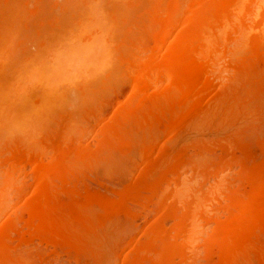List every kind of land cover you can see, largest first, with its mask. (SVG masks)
Returning a JSON list of instances; mask_svg holds the SVG:
<instances>
[{
    "label": "bare ground",
    "instance_id": "1",
    "mask_svg": "<svg viewBox=\"0 0 264 264\" xmlns=\"http://www.w3.org/2000/svg\"><path fill=\"white\" fill-rule=\"evenodd\" d=\"M88 2L90 3L89 0ZM91 2H94V0H91ZM99 2L100 5L101 0ZM184 2L185 0H158L152 5V8L150 6V10L148 9L150 12H148L150 15L149 27L147 28L148 24L146 26L143 25L145 27H143L145 29L143 31L145 33L148 30L147 33L150 37L146 35L149 38H146V41L148 40L146 46L151 49L150 58H147V61L145 59L143 65L140 64L142 66L139 68L140 71H138L139 73L134 80V92L122 102L120 111L118 110V113L112 116V119H108L101 127L103 140L101 142L99 140L101 144L99 142V144L96 143L100 145L98 148L89 151L88 147L77 148V145L72 144L74 141L71 144H64L59 140L53 139V142L56 141L54 144L58 146L59 152H57V156L49 161L47 160V162H43L41 157L40 159L34 156L32 148L31 152L18 148L19 146L15 149L11 148V151L12 149L13 151L9 156L14 161L12 162L13 166H16L14 164H17V162L23 164L35 163L32 169L37 179L35 190L38 197L31 201L28 207L27 204L25 206V209L29 210V214L26 215L27 218L24 219L26 225L33 227L36 235L45 238L49 243H53L56 246L55 248L59 246L65 248L64 250L67 254L76 257L77 260H82L80 256L83 254L82 251L86 245L85 239L75 240V237L69 233L74 224L86 230L91 229V232L95 231V227H99L100 225L104 226L103 228L100 226L101 229H104L107 225L109 227L111 225L109 223L111 222H103V220L114 218L115 221L117 217L114 215L120 216L118 213L121 214L122 212L126 215H132L134 213L131 212L129 205L134 202L143 201L144 206L152 205L153 208L152 206L151 208L158 211L157 223L155 224L154 222V227L151 226L153 231L151 235L146 231L145 236L148 234L147 238L144 236L146 240H143V242L142 239H139L141 242L135 241V243L140 242V244H136L135 246L131 245L134 243L130 244L133 250L130 248L129 251L131 253L127 254L126 258L124 257L122 264H166L169 261L172 264H176V259L182 263L184 261L187 262L189 259V252L187 251V247L189 246L187 245L193 243V237L197 233L196 218L200 216L206 217L203 207L205 208V204H210V202L216 200L214 194L217 192L210 190L209 193L202 194L201 197L193 196L190 192L191 195L183 200L179 193L186 186V182L181 180V172L186 171L185 169L188 168L192 173V178L195 179V176L201 175L205 180L209 176L213 177L215 174L218 176V172H222L225 167L228 166L229 168L231 164H236L240 167L237 174L239 186H235L237 189H234L228 195V203L226 202L225 205L227 214L224 220L218 222V224L220 223V227L217 229L216 234L205 244L207 245L205 250L206 261H203L204 264H264V239L263 241L260 239L264 234V0H187V2ZM88 6L89 4H87ZM97 8L99 10V6ZM88 11L86 10L85 12L87 14L91 13ZM85 12L83 15L86 16ZM144 12L143 10L142 13ZM96 16L98 17L99 15L96 14ZM83 19L80 20L81 24H83L81 21H88L86 18ZM90 21L94 22V20ZM179 21H183L184 26L181 30L179 29L180 32L177 36L173 40L171 38V41H169V36ZM94 23L93 25H95ZM77 25L79 26V24ZM89 25L87 23V25L85 24L86 27L84 26L83 28L86 29ZM7 28H4L7 29L6 33L3 29L4 33L1 31L0 34V42L3 41V44L11 43L13 36L9 26ZM89 29L86 30L90 32ZM98 29L92 33L94 36H100L101 30L99 32ZM12 31L15 32V30ZM87 31L85 32L87 33ZM74 36H78L77 33ZM45 39H41L40 43L42 46L47 43ZM50 40L52 39L50 38ZM89 40L84 39V41H81L80 45L82 47L77 45V43L69 44V46L67 44L64 45L62 43L63 40L58 44V46L62 44L59 48H57V45V47H54L55 45L52 46L54 48L50 56L51 68L54 70L58 69L60 73L66 74L75 63L74 67L76 66L77 68L84 66L85 57L87 62L90 56L87 58V55L94 50L91 46L93 44ZM99 44L104 45L101 42ZM248 44L250 45L255 63H249L246 58L240 59L242 56H239V53ZM2 46H0V51L1 49L4 50L7 45L1 48ZM93 46L96 45L94 44ZM4 52L6 51L4 50ZM236 56H239L237 57L239 60L234 65V71L239 72L241 75L238 82H235V86H232L234 88L229 86L230 84L225 87V102L218 104L220 102H217V95L219 93L211 98L207 96V98L205 95L206 91L213 85V81L219 77L220 67L218 68V65L223 62L225 63L229 58L236 60ZM79 58L80 60H78ZM3 60L1 61L0 59L1 62ZM74 67L72 66L71 68ZM1 74L3 73L1 72ZM236 76L238 75L236 74ZM33 79H35L34 75ZM154 79L165 80L166 87H162L161 90L160 88L157 89L160 91L157 94L154 92L155 94L151 95L150 92L148 94L147 89H149L148 87ZM35 82L40 84V77H37ZM14 86H20V84ZM218 107L219 109L217 110ZM243 119L245 122L242 121ZM200 125H205V128L208 127V129L209 126L218 128L222 131L207 133L203 130L201 133L197 131L199 133L197 136L193 135L191 129L193 127L196 130L197 128L200 129L201 127H198ZM169 127H178L179 132L182 133H180L181 136H175L177 138L172 136L173 140L177 141L174 142V146H164L157 154L156 151L155 154L152 153L155 155V157H152L150 148L154 145L150 146V143H148L150 137L146 135V132L154 135L156 132L160 133L162 129L165 130L164 128ZM134 130L142 131L141 137L136 135L133 132ZM132 132L135 134L133 135ZM189 134L191 137H189ZM186 141L189 143H186ZM188 146L194 148L197 153L213 150L216 147L220 148L221 152L220 155L218 154L219 156L215 153L217 155L215 161L206 158L198 159L195 156L193 158L192 155L187 153ZM118 148H124L131 152L135 151L137 155L148 152L151 160H147L149 162L145 163L146 165L140 176L134 177V181L130 178L123 184L121 182L122 187L119 186L113 196H111L113 192L110 194V191L94 192L86 190L81 192L79 188L82 177L87 176L95 180L99 179L100 175L98 176V173H100L99 168L102 162L99 161L98 152L99 155L101 152L104 157L105 152H107L106 155H108V152L112 154L111 152L113 150L115 152V149L117 150ZM103 150H105V154L102 153ZM110 154L109 156H112ZM101 159L103 160V158ZM12 165L8 174L6 173L7 175L0 180V205H3L7 186L9 184L12 186L13 180L16 179L13 176L16 167ZM171 180L175 181L174 188H169V185V187L166 186ZM62 206L73 210L72 216H63L60 212V209L63 208ZM94 206L102 207V211H99V214H97L98 211L94 213L91 211ZM95 216H97L98 220L100 219L99 221L103 220L101 222H98V220L94 222ZM169 218L174 220L173 228L165 226V221ZM217 220L215 219V221ZM11 222H0V230H14L16 224L14 226L12 225L13 222ZM47 222L49 227L51 225L54 226L55 231L53 228H47ZM115 223L116 221L112 225ZM46 230L50 231V233L48 231L46 233ZM51 230L53 231L51 232ZM257 230H261L263 234L259 235ZM255 232L258 233L259 237H257L258 235ZM94 233L92 232V235ZM185 233L186 235H190L185 236ZM181 234L185 236L184 240L179 238ZM18 237L21 240V236ZM1 241H3L2 237H0ZM17 242L19 243V241ZM17 247L19 246L10 248L0 245V264L19 263V259L22 258L19 257V248L17 249Z\"/></svg>",
    "mask_w": 264,
    "mask_h": 264
},
{
    "label": "rangeland",
    "instance_id": "2",
    "mask_svg": "<svg viewBox=\"0 0 264 264\" xmlns=\"http://www.w3.org/2000/svg\"><path fill=\"white\" fill-rule=\"evenodd\" d=\"M67 1H69L70 3L68 2L66 4ZM89 1L90 3L88 2V0H0V34L1 31L3 32L4 28H7V26H9V29H11L10 31L13 35L11 43L3 44V41L0 42V46H2L3 44L1 48L7 45V49L4 48L7 53L4 52L3 49H1L0 51L1 61L5 59L3 60V62L0 61V144L3 143L0 146V180L8 174L10 166L13 164L12 162H14L9 155L12 154L13 149L17 148V146H19L18 148H22L30 152L33 149L34 151H32V153H34V156L39 158L41 157L42 159H40L43 162H47V160L49 161L53 157L57 156L59 148L54 143H56V141L58 140L64 144H71L74 141L72 144H74L75 146L77 145V148L88 147L87 149H90L89 151H91V149L98 148L100 145L97 144H99L103 140V135H101L103 134L101 133V127L108 119H112V116H115L118 113L120 105L123 101H125V98H128L134 92V80L139 73L138 71H140L139 68H141L143 63H145L144 60L146 59L147 61L151 55V49L146 46V43L148 41H146V38L149 37L147 33L148 30L145 33L143 31L145 30L144 26H146V24L150 22V12L148 11V9L150 10V6L152 8V5H154L158 0H101V6L99 5L100 0H94V2H91V0ZM185 2H187V0H185ZM86 3L89 4V8L87 7ZM64 6L68 7L64 8ZM97 6H99V10H97ZM144 6L147 7L145 8ZM56 7L59 8L57 9ZM86 10H89L91 13L87 14L85 12ZM143 10L145 11V14L142 13ZM84 12L86 13V16L83 15ZM94 14L95 17L93 18ZM96 14L101 16L97 17ZM82 16H84L83 18L88 19V21H81L83 22V24L80 23L81 19L84 20L83 18H81ZM96 17L97 20L95 21ZM89 18L90 20H94L95 23L93 21H90ZM87 23L88 25H92H89L86 28L87 30L89 28H93L89 29L90 32L83 28L85 24L87 25ZM93 23L95 25H93ZM77 24H79V26ZM183 26V21H179L177 23L175 29L169 36V41L173 40L177 36ZM12 27H14L15 29ZM148 27L149 24L147 28ZM81 28L82 30H80ZM97 28H99V32L101 30V34H99L100 36H94V34H92L97 31ZM7 29H4V32ZM12 30H15V32ZM10 31L8 30V32ZM79 31H81L79 33L80 37L78 34ZM85 31H87V33ZM76 33L78 36H74L76 35ZM81 34L83 35L81 36ZM146 35L148 37H146ZM50 38L52 40H50ZM41 39H45V41L47 40V43H45L44 46H42L40 43L42 41ZM57 39L59 40L57 41ZM84 39H90L89 41H91L93 45H96H91L94 50L92 53L87 55V58L90 55L87 59V62L85 57L84 66H82L81 64L82 67L77 68L75 66V68L74 65L76 63L73 64L72 66L75 69L71 68V66L69 68L71 70L66 73L67 75L65 73H60L58 69L54 70L53 68H51V51L54 47H57L58 44L61 43V40H63L62 43H64V45L67 44L69 46V44L72 45L75 43H77V45H80L81 41H84ZM98 42H101V44L104 43V45L102 44V46ZM97 43L99 46L97 45ZM60 46H58L57 48H59ZM1 53L3 55L7 54V56H3ZM239 56H242V58L240 57L241 60L246 58L249 63H255L253 61L254 57L249 44L246 45V48H244L241 53H239ZM239 56H236V60L229 58L225 61V63L223 62L224 64L220 63L218 65V68L220 67L219 77L213 81V87L211 86L209 89H207L205 94L206 97L208 96L211 98L219 93L220 96L219 94L217 95V102L220 101L218 102V104H223L225 102V87L229 84V86L231 87L233 85L235 86V82H238L239 76L241 75L239 72L237 73L236 71H234V65L236 61L239 60V58H237ZM78 60H80V58ZM82 62L84 63V61ZM140 64L142 65L140 66ZM1 72L3 74H1ZM236 74L238 76H236ZM33 75L35 79L37 77H40V84L37 83L38 81L35 82V79H33ZM15 82L18 85L20 84V86L15 87ZM162 87H166V81L162 79H154L151 81V84L148 87L149 89H147L148 94L149 92L151 93V95H154V92H156L157 94L158 91L162 89ZM159 88L160 90H157ZM218 109L219 107L217 108V110ZM242 121L245 122L244 119ZM198 127L201 128H197L196 130V128L193 127V129H191L193 135L197 136V134L203 132V130L207 133L222 131L218 128H213L210 126L209 129L208 127H206V129L205 125H200ZM169 128H164L165 130L162 129L160 133L156 132V134L154 135L152 133L150 135V132H146V135L150 137V139H152L151 141L150 139H148V143H150V146L154 145L150 148V154L152 157H155V151L157 154L160 149L164 148V146H174V142L177 141H174L172 136H181V132H179L178 127ZM193 130H195L196 132ZM197 131L199 133H197ZM133 132H135L139 137H141L140 135L143 134L142 131L134 130ZM133 132L132 134L134 135L135 133ZM175 132L177 133V135ZM190 134L189 137H191ZM53 139L56 141L53 142ZM186 143L189 142L186 141ZM6 144L8 145L6 146ZM28 147L30 150L28 149ZM11 148H13L12 151ZM99 151H101V149H99ZM187 151V153L192 155V157L195 156L198 159L206 158L213 161L217 159L216 156L218 154L220 155L221 152L220 148L216 147L213 148V150H205L202 153H197L194 148L190 146L187 147ZM104 152L105 150L102 151V153ZM105 153L107 154V152ZM111 153L112 154L108 152V155L105 154L106 156L104 155L103 157L101 152L100 155L98 152L99 161L102 162L99 168L100 173H98V176L100 175L99 179L95 180L87 176L82 177L80 182L81 186L79 185V189L81 192H84L86 190L94 192L110 191V194L113 192V194L111 195L113 196L117 191L116 189H118L119 186H121L128 179L131 178L134 181V177L137 178L138 176H140L141 172L144 169V166L151 160V156L148 152H143L137 155L135 151L131 152L127 151L124 148H118L117 150L115 149V152L113 150ZM109 154L112 156H109ZM101 158H103V160ZM202 159L201 161H203ZM103 163L105 164V166ZM34 164V162L26 164L17 162V164H14L16 166L12 165L13 167H16L15 171L13 172L14 179H16L13 180L12 186L11 184L7 186L8 188L5 190L7 193H5V198H3V205H0V222L9 223L12 221V225L15 226L16 224L14 230H0V237H2L3 239V241L0 242V245H5V247L10 248L19 246L17 247V249L19 248V257L22 259H19V263L17 264H122L124 257L126 258L127 254L129 255L131 253L129 251L130 248L133 245L135 246L136 244H140L141 239L142 242L143 240H146L144 238H147L148 234H146L147 236H145V233L148 232L151 235V233L153 232L152 227H154V222L155 224L157 223L156 220L159 216L158 211L152 209V205V208L151 206H144V203H142L143 201L134 202L129 205L132 208L131 209L129 207L131 212H133L134 214L126 215L122 212L121 214L118 213L120 216L114 215L115 217H117L115 219L117 223H115L116 225L114 224L115 226L112 225L115 222L114 218H112L113 220L101 219V221L103 220V222H111L109 223V225H111L109 227H107V225L104 229H101L104 227H102V225H100L101 228L100 226L95 227L97 226L95 225L94 227L96 228V230L92 231L93 233L95 232L93 235L91 229L86 230L83 227H79L74 224L72 228L74 231L71 229L72 231L69 230V233H71V236L75 237V240L78 239L79 241L80 239L82 240V238L85 239L84 242L86 246L82 251L83 254L80 256L82 260H77L76 257L72 255L69 256L64 250L65 248L61 246H59L61 248H55L56 246L53 243H49L45 238L36 235L33 231V227H28L25 223L24 219L27 218L26 215L29 214V210H26L25 206L27 204L28 207V204L38 197L35 190L37 179L35 178L32 169V167H34ZM239 168L240 167L238 165L231 164L229 168L227 166L222 170V172H218V176H216V174H213V177L209 176L208 179L205 180L203 179V177H201V175H197V177L195 176V179L192 178V173L188 168L185 169L186 171L181 172L182 175H180V178L181 180H184L186 182V188L184 187L179 193L183 200L191 194L193 196L195 195L196 197H201L202 194L209 193L210 190H213L217 192L215 193L216 195L214 194V197L217 201L215 200L214 202H210V204H205L206 209L203 207V211L204 213H206L205 216L207 218L201 216L196 218L195 222L197 223L195 224L197 233H195V236L193 237V243L187 245L189 246L187 247V251L189 252V259L187 260V262L184 261L185 263H182L180 260L176 259V264H204V261H206L205 250L207 245L205 244L210 241L209 239H211L216 234V232L218 231L217 229H219L220 227V223L218 224V222L224 220L227 214L225 205L228 201V195L231 191L237 189V187L235 186H239V177L237 175L239 173ZM169 182V184L167 183L166 186L169 185V188H174L175 181L173 182L171 180ZM63 208H59L63 216H72L73 210L66 207ZM93 209L91 211H93L94 213H97L98 211L97 214L102 211V207L100 206H94ZM46 215L48 214L46 213ZM217 218H219V221L217 220ZM215 219L217 221H215ZM96 220H98L97 216L94 217V222ZM99 220L98 222H101ZM172 220V218H169L165 221V226H169L167 228H173L174 220ZM15 221H17L18 223H15ZM47 226V228H53V230L55 231L54 226L51 225L49 227L48 222ZM53 230H51V232ZM47 231L48 230H46V233ZM257 231L259 232V235L263 234L261 230ZM48 232L50 233V231ZM187 232L190 233L189 231ZM256 234L258 235V233ZM184 235L189 236L190 234L186 235L185 233ZM184 235H179V238L181 240H184ZM259 235L257 237H259ZM263 235L260 238L261 241H263L264 239ZM18 236H21V240H19L20 237ZM17 241H19V243ZM135 241L140 242L135 243ZM131 250H133V248H131ZM166 264H172V262L169 261L166 262Z\"/></svg>",
    "mask_w": 264,
    "mask_h": 264
}]
</instances>
